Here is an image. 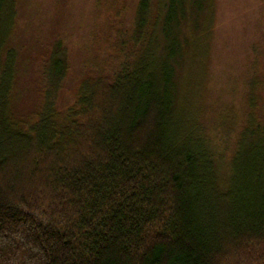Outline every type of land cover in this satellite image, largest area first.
<instances>
[{
    "label": "trees",
    "instance_id": "obj_1",
    "mask_svg": "<svg viewBox=\"0 0 264 264\" xmlns=\"http://www.w3.org/2000/svg\"><path fill=\"white\" fill-rule=\"evenodd\" d=\"M218 12L0 0V264H264V79L210 99Z\"/></svg>",
    "mask_w": 264,
    "mask_h": 264
},
{
    "label": "rangeland",
    "instance_id": "obj_2",
    "mask_svg": "<svg viewBox=\"0 0 264 264\" xmlns=\"http://www.w3.org/2000/svg\"><path fill=\"white\" fill-rule=\"evenodd\" d=\"M261 4V0H219V44L212 62L213 75L207 83L215 94V98L210 95L212 101L218 99L222 104L237 105L243 97L245 74L264 79V11ZM252 58H256V62Z\"/></svg>",
    "mask_w": 264,
    "mask_h": 264
}]
</instances>
